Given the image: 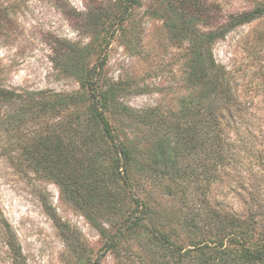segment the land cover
Here are the masks:
<instances>
[{
	"label": "rangeland",
	"instance_id": "rangeland-1",
	"mask_svg": "<svg viewBox=\"0 0 264 264\" xmlns=\"http://www.w3.org/2000/svg\"><path fill=\"white\" fill-rule=\"evenodd\" d=\"M134 1L117 24L124 0H0V88L12 93L0 103V264L15 262L7 235L23 264H174L155 227L187 246V231L208 237L211 211L243 215L256 206V229L264 228V15L209 38L225 16L264 0ZM210 56L231 95L229 158L215 167L182 159L199 181L161 175L156 162L171 157L174 133L207 106ZM79 65L95 68L97 87L110 93L103 115L114 143L92 118ZM56 136L104 174L102 205H76L35 164ZM120 145L131 155L122 180L114 178ZM206 169L212 180L201 179ZM127 185L147 213L113 243L136 208Z\"/></svg>",
	"mask_w": 264,
	"mask_h": 264
},
{
	"label": "trees",
	"instance_id": "trees-1",
	"mask_svg": "<svg viewBox=\"0 0 264 264\" xmlns=\"http://www.w3.org/2000/svg\"><path fill=\"white\" fill-rule=\"evenodd\" d=\"M134 2V0H124L123 10L118 17L119 19H117V24L123 22L126 13ZM263 15L264 1L254 6L249 12L225 16L221 28L211 32L209 38L212 40L217 34L223 35L230 29L250 23ZM97 67L98 70H101L103 63ZM76 68L79 72L77 73L78 78L84 81L90 92L92 118L98 121L102 133L114 143L116 137L103 115V111L107 109L110 93L101 91L97 87L98 79L95 75V68L88 71L82 65L76 66ZM205 72L207 86L205 101L207 106L203 110L194 109L191 112L190 121L184 131L176 130L174 133V147L169 154L171 157H165L166 153L163 152L156 162L160 167L161 175H171L175 179L187 175L192 177L195 173L193 179L199 181L197 177L200 173H197L193 168L188 170L182 168L180 165L182 159L193 155L196 156V166L201 165L198 163L201 160L208 161L211 167H215L222 164L225 158H229L232 142L225 131L226 125L224 122L225 115L231 113L229 87L223 70L215 65L211 56ZM11 99L12 93L0 88V103L10 102ZM83 136L84 143L91 140V135ZM50 142L44 147L42 146V153L35 162L37 167L42 169L48 177L55 180L66 196L76 205L80 206L81 203L82 205H88L92 202L102 205L106 201L104 200L106 199V192L102 186L106 180L103 179L104 174L101 170L96 168L94 161L84 164L83 161L74 157V149H68L67 145H63V141L59 136H56ZM118 149L120 158L115 161L114 178L118 176L122 180L123 178L118 170L123 168L125 171L124 178H128L127 166L131 161V155L129 149L121 145ZM225 149L226 153L224 152ZM204 168H206V165ZM201 176L202 180H212V170H204L203 174L201 172ZM128 188L129 185H127V191ZM128 195L134 201L136 208L134 213L128 215L123 228L119 229L118 234L112 237L110 242L115 243L119 239V235L126 234L134 226L137 227L141 224L143 214L147 213L146 209H139L142 203L138 199H134L130 192ZM256 208L255 206L248 214L242 212L243 215L235 211L225 212L222 215L216 211H211L206 216L207 227L210 226L208 237L206 238L204 235L202 237V232L197 230L187 231L188 238H190L187 246L181 245L182 242L178 239L173 240L169 233L165 234L161 230H157L156 227L157 233H155L154 240L156 243L161 244L160 246L164 250L169 251L174 264H264V228L259 229V231L256 229L257 225H260V218L255 213ZM186 222L187 220L184 229L191 230L192 227L187 226ZM188 223L191 224V222ZM5 243L15 260L14 264H23L20 260V249L14 237L7 235ZM99 260L97 259L96 263Z\"/></svg>",
	"mask_w": 264,
	"mask_h": 264
}]
</instances>
